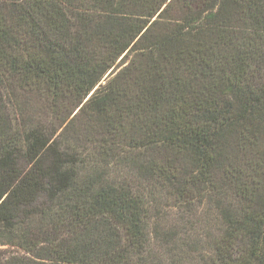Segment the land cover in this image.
Listing matches in <instances>:
<instances>
[{"label":"trees","instance_id":"trees-1","mask_svg":"<svg viewBox=\"0 0 264 264\" xmlns=\"http://www.w3.org/2000/svg\"><path fill=\"white\" fill-rule=\"evenodd\" d=\"M0 264H264V0H0Z\"/></svg>","mask_w":264,"mask_h":264},{"label":"water","instance_id":"water-1","mask_svg":"<svg viewBox=\"0 0 264 264\" xmlns=\"http://www.w3.org/2000/svg\"><path fill=\"white\" fill-rule=\"evenodd\" d=\"M108 75H110V72L107 74V76H108ZM107 76H106V77H107ZM106 77H105V78H106ZM93 92H94V91H93ZM93 92H91V93L85 98L84 102H86V101L91 97V95L93 94ZM84 102H83V103H84Z\"/></svg>","mask_w":264,"mask_h":264},{"label":"rangeland","instance_id":"rangeland-1","mask_svg":"<svg viewBox=\"0 0 264 264\" xmlns=\"http://www.w3.org/2000/svg\"><path fill=\"white\" fill-rule=\"evenodd\" d=\"M6 247H2V249H5Z\"/></svg>","mask_w":264,"mask_h":264}]
</instances>
